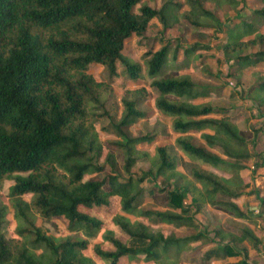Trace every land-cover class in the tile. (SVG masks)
Returning a JSON list of instances; mask_svg holds the SVG:
<instances>
[{
	"label": "trees",
	"instance_id": "16d2710c",
	"mask_svg": "<svg viewBox=\"0 0 264 264\" xmlns=\"http://www.w3.org/2000/svg\"><path fill=\"white\" fill-rule=\"evenodd\" d=\"M217 1L221 5L233 2ZM188 2L197 6L182 13L190 23L200 25L192 18L196 12L220 24L200 0ZM261 2L251 15L227 26V39L220 46L225 60L233 61L237 71L264 62V32L260 30L264 25V0ZM172 5L169 13L172 7L181 6ZM166 8L156 9L142 0H0V264H97L85 249L89 239L100 232L104 241L115 243L117 251L103 249L99 243L94 251L111 264H118L124 256L131 261L142 259L146 264H181L182 251L206 236L198 230L194 214L207 205L219 206L252 222L264 219V195L256 194V209H243L235 201L248 185L241 173L247 167L245 163L254 160V169L264 168V148L252 149L256 142L243 136L227 108L209 100L199 108L184 104L176 107L185 97L192 100L210 94L208 88L197 86L191 75L153 79L150 84L158 90L154 105L172 118V129L178 134L175 142L185 155L228 174L201 166L193 167L189 175L178 171L167 144L155 148L156 157L150 159L147 170L139 176L132 174L138 156L148 153L137 151L136 144L152 140L150 136L129 138L122 129L146 116L138 107L139 101L149 95L142 86L136 91L125 90L122 114L113 123L118 135L125 138L117 144L123 150V169L128 176L122 180L114 174L117 163L109 152L105 157L113 171L108 175L110 189L104 187V180L85 179L105 169V164L98 162L104 146L95 119L106 115L111 82L119 75L118 63L134 81L145 75L156 77L167 61L168 44L146 50L142 64L125 55L126 41L133 35L142 36L153 19L168 26ZM198 45L194 43L185 51H193ZM93 64L107 72L108 80L96 78ZM164 96L173 104L157 98ZM250 96L258 109L264 107V81L251 89ZM180 116L189 117V122L174 119ZM252 127L258 134L264 129V120L260 127ZM193 131L200 133L206 145L194 143ZM214 147L221 153L213 151ZM160 178L166 183L160 188L167 192L166 208L140 206L146 190L142 183ZM7 181L13 182L7 195L15 220L14 236L5 232L9 211L1 202ZM111 196H118L120 202L113 222L119 223L127 235L119 243L107 239L99 219L79 209L108 205ZM56 216L67 219V229L73 234L55 237L37 225L39 219L51 222ZM144 218L191 226L197 232L184 237L170 233L165 239V233L152 228ZM213 231L208 242L215 246L205 250L202 259H226L220 264H251L245 242L258 248L263 241L248 226L240 233L226 232L218 226Z\"/></svg>",
	"mask_w": 264,
	"mask_h": 264
},
{
	"label": "rangeland",
	"instance_id": "374dc122",
	"mask_svg": "<svg viewBox=\"0 0 264 264\" xmlns=\"http://www.w3.org/2000/svg\"><path fill=\"white\" fill-rule=\"evenodd\" d=\"M221 2V0H219ZM142 2L148 3L150 6L156 9H160L163 6H167V22L168 26L164 27L162 22L155 18L150 23L148 29L142 36L133 35L126 41L125 55L131 59L143 63L142 55L148 49H159L164 45H169L170 50L167 57V61L162 68L161 72L156 77H145L138 80H129L124 73V65L118 63L119 75L111 82V88L107 95L106 101V115L100 116L95 119V124L100 130L102 142H103V156L99 158V164H105V169L99 172H93L85 176V179H97L104 180L105 188L110 189L108 185V175L111 174V168L106 162L105 149L107 153L111 152L115 155L116 169L114 174L124 180L128 176L123 169L124 153L119 147L117 142H125L123 136H119L113 123H116L123 111L122 97L125 94L127 88H138L145 86L149 92V95L139 101L138 107L146 112L144 118L136 120L132 126L139 124L141 121L145 123L142 125L143 131L139 133H133L132 128L129 125L122 127L126 136L129 138L150 136L151 141H142L136 144V148L143 146V150L140 152L152 151L153 145L167 144L171 153L177 160L178 169H183L182 172L190 174L193 167L201 166L209 169L217 174H228L227 172L215 168L209 164H200L197 161L192 160L185 155L175 142V138L178 135L165 126L162 130L160 128L149 129L147 122L150 121L151 116L155 115L157 109L154 105V98L158 94V90L150 83L153 79L158 77H167L177 75L181 72H186L193 67H196L197 61L199 66L196 67V72L191 76L197 86L206 87L209 89L210 94L204 97H197L195 99L187 98L190 101H205L209 100L213 105L217 107H223L228 109V113L234 118L238 124L239 129L243 136L248 140H253L256 144L252 147L254 150H260L264 148V129L254 134L255 128L261 126V122L264 120V107L258 109L256 101L250 96L251 89L264 81V62H259L256 65H250L241 70H236V65L233 61H226L223 52L220 48L227 39L226 29L228 25L234 24L239 19L251 15L252 11L261 6V0H233L230 2L218 3L217 0H200L204 6L212 12L219 20L220 24H216L215 21L203 14L197 15L196 12L192 15V18L196 20L200 25H193L185 17L182 16L184 11L191 10V8H197L196 5H192L188 0H142ZM172 4H180V7H172V11L169 13V7ZM236 5V6H235ZM173 6V5H172ZM221 23L223 30L221 31ZM260 30L264 32V25H260ZM194 43H198L196 49L186 52V49L191 48ZM177 46L179 50L177 57L174 58V51ZM259 47H254L253 50H258ZM183 56V59L181 57ZM215 65V67H214ZM92 72L98 79L108 80V74L101 66L96 64L92 65ZM239 90V91H237ZM174 98V97H172ZM218 117L220 115H213ZM164 118L171 119V117L164 115ZM193 141L199 145H206L205 141L200 137V133L193 131ZM213 151L221 153L219 147L212 148ZM138 157H145L141 155ZM142 160L137 158L134 163L131 172L134 176L141 175L143 170H147L150 167V160L144 159L143 163L146 167L141 166ZM246 168L242 169L241 173L248 183L243 187V195L235 199V201L243 208L256 209L258 205V199L256 194L260 193L264 195V168L254 169V160H250L245 163ZM12 181H7L4 186L3 196L1 202L8 207V224L5 232L7 236L15 235V220L13 217V210L10 205L9 197L7 195L8 188L12 184ZM142 185L145 187V193L139 200L140 206L151 210H163L167 204V192L160 190L166 183L160 178L155 182L154 180L147 179ZM107 186V187H106ZM27 198H29L27 196ZM221 198V197H220ZM190 201V197L187 198ZM81 211L95 217H102L105 221L112 220L113 216L120 211V202L118 196H111L108 205L91 207L80 206ZM103 209V210H101ZM194 219L198 224V230L205 232L206 236L199 241L190 243L189 247L182 251L180 255L181 264H220L225 262L221 259H211L209 261L202 259V253L215 246V243H209V239L214 236V228L216 226L222 228L226 232L240 233L241 229L245 226L252 228L255 233L263 238L262 243L255 248L251 243L245 242L250 254L251 264H264V219L259 218L257 222H252L248 219L237 218L233 216L229 211L213 205H207L200 212L194 214ZM152 228L167 232L175 233L177 236H187L195 234L197 229L191 226H175L174 224H167L159 222L157 219H143ZM68 221L63 216H56L51 222H44L37 220V225L41 226L48 235L55 237L65 236L70 233L67 229ZM106 225L102 223V230H105ZM123 232V231H122ZM127 235L123 232L122 240H126ZM218 240V237L215 238ZM99 243L103 249H108V245L111 244L108 241H104L101 237V232L94 238L89 239L88 247L85 249V253L92 257L97 264H107V261L99 257L94 251V245ZM234 259V258H231ZM229 260V259H227ZM118 264H146L142 259L129 260L127 256L120 259Z\"/></svg>",
	"mask_w": 264,
	"mask_h": 264
},
{
	"label": "clouds",
	"instance_id": "9594fccd",
	"mask_svg": "<svg viewBox=\"0 0 264 264\" xmlns=\"http://www.w3.org/2000/svg\"><path fill=\"white\" fill-rule=\"evenodd\" d=\"M181 59H183V56L181 57ZM199 66V62L197 61L196 67ZM196 67H193L192 69L186 71V72H181L180 75L181 76H185V75H191L192 73L196 72ZM215 67V65H214ZM127 90V89H126ZM132 91H136V88L131 89ZM152 89H149V92H151ZM239 91V90H237ZM158 99H163L165 100L167 103L169 104H173V101L169 100L167 98V96L164 97H157ZM205 102L204 101H190L188 100L186 97L182 100L179 101L175 104L176 107H179L180 104H184L186 106H191V107H196L199 108L201 107ZM174 119H178L180 120V122L182 123H188L189 122V117L187 116H180V117H175ZM144 121H141L139 124L135 125L134 127L132 126L131 122L129 124V127L132 128L133 133H139L143 131L142 125L144 124ZM147 126L149 129H156V128H160L161 130L167 126V128L169 130H171L172 127V120L171 119H166L164 118V113L161 112L160 110H157L155 115L151 116L150 121L147 122ZM159 145H153L152 147V151L146 153L145 157H138L139 159L142 160L141 166L142 167H146V165L143 163L144 159H153L156 157V151L155 148L158 147ZM137 151H142L143 150V146H141L140 148L136 149ZM105 155H107V149H105ZM227 159V158H226ZM178 171H183V169H179ZM107 187V186H106ZM132 195H135V192L133 191L131 193ZM103 210V209H101ZM96 219H99L101 223L105 224V232L108 234L107 239L108 240H112V241H116L117 243H119L123 237V232L122 229L119 225V223L113 222L112 220H108L105 221L102 217H96ZM134 223V222H133ZM165 239H167V235L168 233L165 232ZM108 249L112 252L117 251L116 249V245L115 243L109 244L108 245ZM107 264H111V261H108Z\"/></svg>",
	"mask_w": 264,
	"mask_h": 264
}]
</instances>
